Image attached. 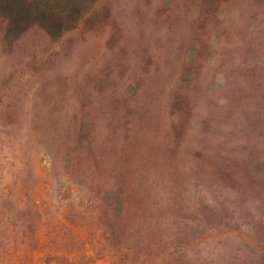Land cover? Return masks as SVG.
<instances>
[{
	"label": "trees",
	"instance_id": "trees-1",
	"mask_svg": "<svg viewBox=\"0 0 264 264\" xmlns=\"http://www.w3.org/2000/svg\"><path fill=\"white\" fill-rule=\"evenodd\" d=\"M191 8L159 14L142 61L97 63L81 92L11 95L0 108L16 130L33 114L66 178L46 264H264V0ZM77 17L99 31L107 16ZM16 205L21 229L45 225L36 202Z\"/></svg>",
	"mask_w": 264,
	"mask_h": 264
},
{
	"label": "rangeland",
	"instance_id": "rangeland-1",
	"mask_svg": "<svg viewBox=\"0 0 264 264\" xmlns=\"http://www.w3.org/2000/svg\"><path fill=\"white\" fill-rule=\"evenodd\" d=\"M192 9L191 0H0V108L11 95L81 92L79 81L93 75L97 63L142 61L145 45L153 51L155 41L143 32L157 31L159 14ZM95 10L107 16L99 31L77 17ZM64 16H72L73 23L60 21ZM34 123L32 113L24 115L17 130L0 123V264H19L15 254L27 245L35 248L27 264H46V223L59 224L69 197L64 194L66 178L51 171L39 133L30 128ZM70 199L76 203L78 195ZM24 202H36L46 216L45 225L34 232L21 229L12 218L16 204Z\"/></svg>",
	"mask_w": 264,
	"mask_h": 264
}]
</instances>
